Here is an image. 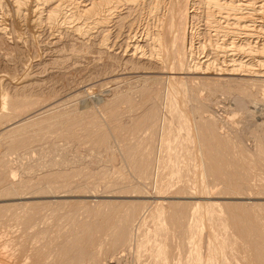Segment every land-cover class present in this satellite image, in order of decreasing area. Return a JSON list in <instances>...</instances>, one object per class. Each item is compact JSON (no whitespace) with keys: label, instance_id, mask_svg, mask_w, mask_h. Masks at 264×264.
I'll return each instance as SVG.
<instances>
[{"label":"rangeland","instance_id":"rangeland-1","mask_svg":"<svg viewBox=\"0 0 264 264\" xmlns=\"http://www.w3.org/2000/svg\"><path fill=\"white\" fill-rule=\"evenodd\" d=\"M12 1L0 3V264H264V76L191 69L186 50L172 71L144 38L167 18L156 0H114L102 22L76 14L93 0H62L54 17L57 0ZM186 20L185 47L210 58L204 16ZM191 122L207 139V200L192 159L171 174ZM214 140L223 166L205 153Z\"/></svg>","mask_w":264,"mask_h":264},{"label":"bare ground","instance_id":"bare-ground-1","mask_svg":"<svg viewBox=\"0 0 264 264\" xmlns=\"http://www.w3.org/2000/svg\"><path fill=\"white\" fill-rule=\"evenodd\" d=\"M13 1L15 3V7H16L15 9L17 11L20 8V4L27 2L26 0H13ZM61 1L62 0H57L56 4L54 2L53 5H55V6L50 11V13L53 15V17H54V14H56L55 12H59V7L61 4ZM113 1L114 0H93L92 2L89 3L90 6L85 7L86 5H83L84 7L82 9L76 8L77 11L76 10H73V11H76V14L79 16H82V15L85 16L86 13H89L90 11H92L93 14H98V16H99V17L98 16L95 17V19L98 18L97 20L102 22V21H105V19H107L106 18L107 16L104 18L103 14H106L109 12V9L111 8L110 7L111 2H113ZM131 1L133 2L135 0H131ZM156 1L157 2L154 3L155 2V0H154L151 4L154 3L153 6L155 4L156 5L158 3L159 4L157 6L155 5L153 8L159 10L158 7H163L166 11V13H164V14H166L167 18H164L165 19L164 20L162 18L165 15L161 16L162 18L161 17L160 18L163 20V22L161 21L162 23H158L155 26L156 28L155 27L153 29L149 28L150 30L147 29L144 33L145 34L144 38L148 40L147 43L149 42L150 50H151L150 55H157V56L160 55L161 61H163V59H164V61H165L164 65H166L168 68H170L171 70L173 68H177L178 70L182 71V69H183V62H182L183 59L182 58H184L183 57V56H185L184 50H186L185 52L188 53V55H186V56H189L191 59L194 60L193 62L191 61L192 62L191 69L192 68L196 69V68L202 67V68H209L210 71L212 69L213 71L216 72V74H218V73H220V74H237L238 73L239 74L240 73V75L241 74L242 75H251L252 77L253 76H255V77L256 76H259V77L264 76V0H166V1L156 0ZM195 1H197V3ZM72 2H69V3L71 5H73L74 3L72 4ZM116 2H119V1H116ZM0 3H1V0H0ZM194 4H195V7H194ZM67 5H69V4H67ZM74 6H73V9L75 8ZM148 6L150 7V5H148ZM148 10H151V9L149 8ZM152 10H154V9H152ZM105 11H106V13H105ZM198 12L200 15L202 14L204 16V20H203L204 26H205V29L207 30V32H205V33H207V36L204 35V36H206V39H204L205 37L204 38L202 37L204 39V41L203 42L201 41L202 44L201 43L200 44H201V46H203V49H205L208 52V55L209 54L211 55L210 58L206 57L204 60H199V59L195 60L193 58V56L195 55L194 49L196 48L195 46L198 43L194 46V42L192 41V39L190 37H187L188 39L190 38V41H188V43L186 44L187 45L186 47L184 45V43H185L184 42L185 32H187L186 27H185V24H186L185 21H187L186 19L188 16H192L194 13H198ZM157 13H159V12L157 11ZM108 15H109V13H108ZM85 17H87V16H85ZM151 17L153 19V16H151ZM160 18H159V22H160ZM155 20H157V18ZM94 22H96V21H94ZM156 23H157V21H156ZM154 24H155V22H154ZM160 24H161V26H160ZM160 27H161V29H160ZM1 28H4V27H1ZM203 29H204V27H203ZM75 30H77V29H75ZM196 35L197 34H193V38H196ZM198 47H200V45ZM138 56H139V54H138ZM185 67H186V69H190V68H188V66H185ZM191 71H190V73H191ZM183 72H185V71H183ZM207 73H209V72H207ZM212 73H214V72H212ZM172 76L174 77L175 75H173V74L168 75L167 78L165 76V79L167 80L166 81L167 82V89L170 91V94L171 93L174 94L179 90L178 86H176V84H174L175 82H174V78H172ZM2 96L0 94V99L4 98L5 95L2 93ZM176 96L178 99V95H176ZM173 98H176V97H174V95H173ZM239 99H238V102H239ZM174 101H176V100H174ZM238 102L236 104H238ZM241 103H242V101L239 102V104H241ZM177 104L178 103H176V105ZM243 104H244V102H243ZM189 125H190V127L187 129V131H188V135H190V137L187 136L186 138H184V140L186 139V141H188L187 139H189V142H191L190 143L191 145L190 146L189 145L184 146L183 145L184 141L181 142L182 140L178 143V147L180 148V151L177 154H175V165H171V163H170V165L174 167L173 171H171V174H173L172 177H174V174H175V176L178 175L179 174L178 168L180 167L181 163L183 165H185L188 163V160L192 159L191 169L193 171V174L196 175V177H193V183L195 184V185H193L194 186L193 188H195L194 191L199 192V194L194 193V192H193V194L195 195V198L199 197L201 199L207 200V198L209 197V196H207L208 193L206 196L203 193H202L203 195L200 194V192H202V190H204V189H206V192L210 191V189L207 190V188H205L206 187V175H205L206 163L204 161V153H203V150L201 147L202 142L206 141L207 139H200L199 129L197 128V126H195L192 122H191V124L189 123ZM210 140H213V139H210ZM166 143H168V142H166ZM166 143H164V144H166ZM209 143H212V144L207 145V149L205 150V153H207L209 158L211 156L212 157H218V161H217L218 166H223L222 163H223L224 159L222 156L225 155L223 153L224 152L223 150L226 149L224 141L214 140L213 142H209ZM166 145H170V144H166ZM162 150H164V146H163ZM182 150L184 151V153L182 152ZM157 151H158V149H157ZM161 164L162 163H160V165ZM158 172H159V170H158ZM171 179H173V178H171ZM195 181H196V183H195ZM159 188L162 189L163 188L162 185ZM203 201H205V200H203ZM205 203H208V202L206 201ZM195 204H197V205H195V208L197 207L199 209L198 210H196L195 208L194 209L197 211V213L199 211L200 215L204 211H209L211 209L210 207H206L207 205L203 204V202L201 204V203H198V201H197V203H195ZM214 206L212 205V207H214ZM194 209L192 210L191 213H193L195 211ZM196 230H198L200 233V237L198 239L199 245L209 246L210 243L206 242L207 237H208V233L206 231L208 230V228L205 226H199V228ZM194 236H196V235H194ZM189 237H190V235H189ZM192 238L194 239V237H192ZM189 239H191V238H189ZM189 243L191 244L190 240H189ZM189 243L187 241L188 245H189ZM193 246H194V244H193ZM193 249L194 248L192 247V249L190 251H192ZM209 255L210 254H208V256ZM197 257H198V255H197ZM199 258H196V261ZM188 263H190V262H188Z\"/></svg>","mask_w":264,"mask_h":264}]
</instances>
